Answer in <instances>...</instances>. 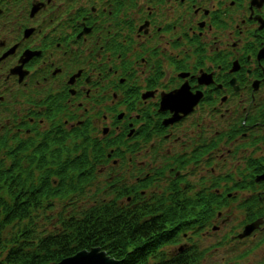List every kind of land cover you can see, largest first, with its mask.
I'll return each mask as SVG.
<instances>
[{
	"label": "flooded vegetation",
	"instance_id": "obj_1",
	"mask_svg": "<svg viewBox=\"0 0 264 264\" xmlns=\"http://www.w3.org/2000/svg\"><path fill=\"white\" fill-rule=\"evenodd\" d=\"M62 140L80 188L37 208L126 204L178 180L214 189L215 216L162 250L183 237L175 254L206 251L194 233L211 229L224 231L208 251L264 247V0H0V177L13 207L50 187L40 178L58 185Z\"/></svg>",
	"mask_w": 264,
	"mask_h": 264
},
{
	"label": "trees",
	"instance_id": "obj_2",
	"mask_svg": "<svg viewBox=\"0 0 264 264\" xmlns=\"http://www.w3.org/2000/svg\"><path fill=\"white\" fill-rule=\"evenodd\" d=\"M41 152L45 154V149ZM71 155L72 149L62 140L60 166L54 172L58 185L52 184L49 177L40 178V182L46 180L50 187L43 193L30 191L29 200L24 204L27 208L13 207L7 195L0 193V264H55L63 257L93 246H100L118 259L116 264H194L200 259L205 252L203 249L195 250L192 255L185 256L182 252L168 258L160 248L182 227L199 230L211 225L215 216L214 189H195L192 184L182 187L178 180L171 183L169 192L158 195L152 191L150 198L146 194L123 204L117 199L120 195H116L109 200L99 199L87 208L78 207L74 212L67 210V216L59 215L56 231L38 230L37 224L32 223L31 206L37 209L42 198L53 196L63 201L70 197L72 189L80 188L75 181V172L80 166L72 164ZM2 179L8 180L0 177ZM83 193L86 194L79 191L77 195ZM124 194L130 195L128 189ZM140 201L142 203H138ZM27 217H31L30 223H22ZM13 222L21 224L14 233L7 234L5 230Z\"/></svg>",
	"mask_w": 264,
	"mask_h": 264
},
{
	"label": "rangeland",
	"instance_id": "obj_3",
	"mask_svg": "<svg viewBox=\"0 0 264 264\" xmlns=\"http://www.w3.org/2000/svg\"><path fill=\"white\" fill-rule=\"evenodd\" d=\"M3 178V177H1ZM86 178H89L86 175ZM6 179L0 180V183L4 182ZM9 181L6 180L5 184H0V193L5 195L4 191L8 188ZM8 185V186H7ZM96 187H92L88 191L90 193L94 192V189ZM88 193L82 194L81 196H77L78 202L80 197H85ZM90 198H85V202H89ZM56 205V208H34L32 211L31 217L33 218V225L37 224V229L41 230L43 229L44 232H54L58 229V222H59V215L62 213V216H67L69 213L65 209L64 205H60L58 200L53 201ZM87 208V205H85ZM237 216L240 218L241 213L238 212ZM31 217H27L25 220H22V223L29 224ZM36 224H35V223ZM21 223L13 222L12 224H9L5 230L7 234L14 233L17 228L16 226ZM224 230L218 231V230H212L207 232L206 234L202 235L200 232L194 233L197 238V243L201 248H207L205 251V254L203 257H199L200 259L195 262L194 264H264V247H261L262 242H259L257 240L258 245L255 249H250L249 246H245L244 244H231L229 240H222V247L220 248H213L210 251H208V245L211 242H216V237L218 233H221L219 235H222ZM191 233V232H189ZM185 242V239L182 237L181 239L173 241L171 244H166L163 247V251H165V255H174L175 249ZM251 246H252V240ZM246 247H249L246 249ZM162 248V246H160ZM183 252L187 255H192V251L188 248L183 249Z\"/></svg>",
	"mask_w": 264,
	"mask_h": 264
},
{
	"label": "water",
	"instance_id": "obj_4",
	"mask_svg": "<svg viewBox=\"0 0 264 264\" xmlns=\"http://www.w3.org/2000/svg\"><path fill=\"white\" fill-rule=\"evenodd\" d=\"M177 93L175 92L168 93L165 97V100L167 101V99L169 100L171 99V97L173 98L176 97ZM176 117H178V115H176ZM257 225H258V220L246 224L243 231L239 233V236H244L249 234ZM117 262L118 260L110 256L106 252V250L102 249L100 246H93L91 248L80 249L69 256L63 257L55 264H116Z\"/></svg>",
	"mask_w": 264,
	"mask_h": 264
}]
</instances>
